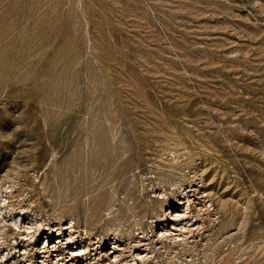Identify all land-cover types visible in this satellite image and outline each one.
I'll list each match as a JSON object with an SVG mask.
<instances>
[{
	"label": "rangeland",
	"instance_id": "obj_1",
	"mask_svg": "<svg viewBox=\"0 0 264 264\" xmlns=\"http://www.w3.org/2000/svg\"><path fill=\"white\" fill-rule=\"evenodd\" d=\"M188 186L213 208L160 240ZM0 209V264L41 257L20 218L105 252L144 233L138 264H264V0H0Z\"/></svg>",
	"mask_w": 264,
	"mask_h": 264
},
{
	"label": "bare ground",
	"instance_id": "obj_2",
	"mask_svg": "<svg viewBox=\"0 0 264 264\" xmlns=\"http://www.w3.org/2000/svg\"><path fill=\"white\" fill-rule=\"evenodd\" d=\"M200 192L201 191L198 190L196 186H188L184 189L182 195L171 204L173 209L170 210V207H168L167 212L162 215L163 217L161 218L163 221L159 222L156 229L155 235L157 238L175 242L178 240L185 241L188 237L192 236L194 230L201 226L200 219H198L196 215H193L192 211L196 209L198 211H204L207 214L209 211L208 208H213L211 207L212 203L208 200H204L206 195L200 194ZM155 195L157 198H163L165 193L157 192ZM207 201L209 202L208 204H206ZM200 216L202 217V215ZM13 223L16 230L21 232L19 236L21 240H29L31 243L32 240L30 236H28V230L31 226H22L16 219ZM39 224H41V222L38 223V227H40ZM55 229L59 234L58 236L62 238V244L65 242L67 243L66 249L54 252L50 249L41 248L37 251L40 252L39 256L41 257L35 261L29 260V264H35L37 262V264H138V261H149L150 263V260L154 258V243L151 242L153 238L150 239L141 232L140 235L135 236L137 238L133 240L129 248H127L126 244L123 245L122 242H119V238L114 235L110 241L111 248L105 252L104 246L106 243L102 238H92L89 236L85 242L84 240L77 241L78 234H76L77 231L74 229L73 224H58ZM0 238L2 237L0 236ZM59 241L60 239L58 240L57 238L48 246H54ZM1 243L2 242H0V244ZM5 246L6 245H1V248H7V246ZM26 246L29 247V244L27 243ZM28 247L26 248L30 249ZM61 247H63V245H61ZM14 248L15 245L11 253L16 250ZM4 252L0 250V261L7 262V256H9L7 255L8 251H6V254H4ZM28 252V250L22 247L18 255L26 258Z\"/></svg>",
	"mask_w": 264,
	"mask_h": 264
},
{
	"label": "built area",
	"instance_id": "obj_3",
	"mask_svg": "<svg viewBox=\"0 0 264 264\" xmlns=\"http://www.w3.org/2000/svg\"><path fill=\"white\" fill-rule=\"evenodd\" d=\"M21 220H22V218H20L18 222H20V224L22 226H31V228H29V230H28V236H30L31 240H33V242H32L33 245L38 247L39 249L46 248V249L53 250L54 252H59L61 250V249H59L61 247V245H63V247H64V245H65V247L67 246L66 242L62 244V242H61L62 238L60 236H58L59 234L57 233V230L55 229V228H57L58 224L54 225V226H50L48 223L43 224L42 221H39V222H41V224H39L40 227H38L37 225L39 222H34V221L28 222V220H27V221L22 223ZM64 223L67 225L73 224V227L76 230L74 221L72 219L68 220L67 222H60L59 224H64ZM53 227H55V228H53ZM54 232H56V234H57L56 237L53 236ZM76 234H78V231ZM57 238H58V240L60 239V241L56 245L48 246L50 243H52V241L56 240ZM77 241H79V237H77Z\"/></svg>",
	"mask_w": 264,
	"mask_h": 264
}]
</instances>
